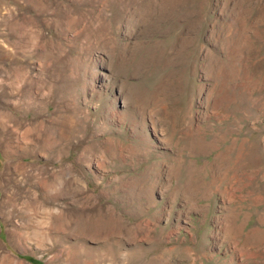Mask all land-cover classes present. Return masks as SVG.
<instances>
[{
  "label": "rangeland",
  "instance_id": "obj_1",
  "mask_svg": "<svg viewBox=\"0 0 264 264\" xmlns=\"http://www.w3.org/2000/svg\"><path fill=\"white\" fill-rule=\"evenodd\" d=\"M0 264H264V0H0Z\"/></svg>",
  "mask_w": 264,
  "mask_h": 264
},
{
  "label": "bare ground",
  "instance_id": "obj_2",
  "mask_svg": "<svg viewBox=\"0 0 264 264\" xmlns=\"http://www.w3.org/2000/svg\"><path fill=\"white\" fill-rule=\"evenodd\" d=\"M215 86V85H214Z\"/></svg>",
  "mask_w": 264,
  "mask_h": 264
}]
</instances>
